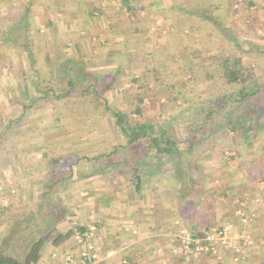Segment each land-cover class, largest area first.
Listing matches in <instances>:
<instances>
[{"label":"rangeland","instance_id":"obj_1","mask_svg":"<svg viewBox=\"0 0 264 264\" xmlns=\"http://www.w3.org/2000/svg\"><path fill=\"white\" fill-rule=\"evenodd\" d=\"M114 1L116 3L114 5L126 10L119 12V16L114 17L115 20L109 21L125 27V35L130 34L132 37L129 44L137 48L139 53L152 56L127 57L122 60H119V57L113 61L97 60V57H105L103 53L100 54L105 52L102 49L104 46L83 45L80 48L83 50L81 54L88 59L86 62H89L84 64V71L90 73L93 78L97 77L95 80H98L99 88L102 85H112L106 97L113 106L132 109L133 103H138L137 95L140 93L144 99L141 105L145 109L141 120H151L164 128L169 135L183 142L184 136L194 135L186 132L193 126H186L185 123L193 120L197 122L198 127L206 125L203 113L208 109H204L203 106H206L204 104L192 106L183 96L177 101H172L174 94L167 91L168 86L166 88L162 86L166 89L162 90L157 84L174 83L182 89H187L184 81H189L191 85L197 82L201 84L202 66L199 61L212 65L219 57L226 56L241 57L242 62L254 70L257 82L264 83V0H168V2L135 0L141 3L139 7L142 8L136 9L137 6L132 4L131 10L121 5L123 0ZM217 6L220 8L216 9ZM138 10L145 11L143 14L140 11L139 14ZM117 11L120 10L115 6L113 12L118 13ZM209 14L217 17L220 25L229 27L236 41L223 36L212 21L201 17ZM150 23L151 26L148 27ZM136 25H143V30L135 37L128 29ZM106 31L102 33L111 41V36H119V33L113 31L109 36L110 30ZM168 32H172L171 35H168ZM98 33L102 34L100 31ZM237 43H240L241 48L236 46ZM108 46L116 52L121 47L118 43ZM33 49L38 55L34 58L11 57L13 49L9 46H0V207H11V212L6 216L0 212V242L3 237L11 234L9 225L14 223L12 217L15 216L26 218L25 223L30 225V229L21 231L24 237L30 232L35 233L39 228L48 233L53 211L65 216L57 226L61 227L59 229L63 232L70 230L68 225L78 227L80 224L76 220L77 216L85 214L87 218V213H84L85 209L76 213L75 200L87 193L89 181L94 182L89 180V176H101L102 171L106 170V177L113 181L121 178L129 181L134 177L135 167L140 170L144 164L152 165L154 161V150H151L145 163L138 162L147 154V143L143 141L127 146L125 136L114 124L111 115L104 112L101 107L94 109L95 105L92 103L90 117L83 115L87 113L84 109L85 102L68 97L62 101L40 99L39 103L28 107L35 96L29 97L26 96V92L20 91L25 82L35 88L36 95L41 96V92L38 91L40 88L36 86L40 78L49 75L52 78L57 77L59 67L67 60L73 59L76 66L82 67L80 60L82 55L77 53L76 48L44 45L35 46ZM25 52L29 54L28 51ZM89 53L94 56H88ZM192 59L195 61L192 65V75H195V79L188 77L189 74L185 75L186 78L180 77L183 72L191 71L189 67ZM101 66L109 68H98ZM37 71L42 72L40 78L36 75ZM173 72L175 75L171 77ZM78 74L83 75L82 71ZM198 76L200 79H196ZM57 81V78L53 80L56 88L61 86ZM65 101L68 103H64ZM244 103V107L256 108L253 134L255 140L251 147H254L256 142L257 145H264V90ZM228 110L229 106L222 112ZM83 123L86 125L82 126ZM214 136L219 139L215 142H197L192 150L206 151L215 147L218 153L216 155L222 153L223 161L219 164L226 165L228 162H237L240 157L245 158L251 149L247 145H242L240 131L235 134L226 126L207 138ZM183 144L181 143V147ZM242 150L243 152L247 150L248 153L246 152L244 156L240 153ZM211 157L207 155L206 159ZM160 161H163V166L176 164L166 155H161ZM181 161L182 167L189 166L184 158ZM54 204H60L62 208L55 210ZM249 213L243 211L239 217V221L246 226L244 231L233 229L232 226L229 230L236 245L232 251L229 253L222 251L219 256L184 253L187 257L184 264H264V229L261 227L264 226V222L254 227L253 219L244 222ZM30 218L32 219L28 221ZM5 219L6 225L1 222ZM180 230L179 235L183 230L191 233L185 227ZM12 233L16 246L20 234L17 230ZM181 237L180 241L184 248V238ZM73 239L76 240L74 236ZM247 239L252 240V243H246ZM62 250L61 247H47L40 264H61L59 260L63 256L60 252Z\"/></svg>","mask_w":264,"mask_h":264},{"label":"crops","instance_id":"obj_2","mask_svg":"<svg viewBox=\"0 0 264 264\" xmlns=\"http://www.w3.org/2000/svg\"><path fill=\"white\" fill-rule=\"evenodd\" d=\"M122 2L121 5L130 10L132 4L137 6L136 9L142 8L139 7L141 3L135 0ZM114 4V0H0V46L11 47L14 51L10 54L11 57L38 56L33 48L44 45L73 47L78 49L76 52L79 55H82L83 50L80 48L83 45L104 46L102 49L105 52L99 53H103L105 57H97V60L143 57L144 54L129 44L132 37L130 34L125 35V27L109 21L115 20L114 17L119 16V12L126 10ZM115 6L120 10L118 13L113 12ZM140 11L143 14L145 10H138L139 14ZM182 13L185 14L184 11ZM119 21L120 19L117 23ZM151 23L147 26L150 27ZM101 30H110L109 36L113 32L119 33V36H111V41ZM128 30L136 37L143 30V25H136ZM98 31L102 33L101 36ZM117 43L121 45L118 52L108 46ZM26 44L32 48L34 55L22 48ZM86 60L88 61L87 57ZM180 77L186 78L185 75ZM200 78L198 76L196 79H200L201 84L189 83L187 89L177 85L175 88L183 92L184 100H188L192 106L204 104V109H209L214 97L210 95L218 94L217 85L212 86L213 83L205 81L202 75ZM27 85L25 82L20 91L26 92V96L38 97L35 88ZM192 87L196 89V93L191 92ZM167 91H170L169 87ZM172 92L174 93V88ZM32 105L36 103L31 101L27 106ZM185 124L197 126V122L193 120ZM186 132L190 134L189 129ZM217 136L209 139L204 137L202 142H215L219 139ZM187 137L190 135L183 137L184 144L181 148H189L184 142ZM257 143L248 150L249 153L246 150L247 156L246 152H242L245 158L240 157L237 162H228L226 165L219 164L223 161L222 153L216 155L215 147L206 151L198 149L200 153L196 149L190 150L189 155L182 156L189 163V166L182 167L183 180V174L178 175L181 170L177 165L163 166V161H160L155 150L152 165L144 164L140 167L143 171L136 167L137 175L141 177L139 181L135 177L129 181L124 178L113 181L106 177V170L102 171L101 176H89V180L94 182L89 181L87 193L75 200L77 208L74 209L76 213L85 209L87 218L85 214L78 215L76 220L80 224L78 227H84V231L89 233L88 237L85 244L75 237L76 240L71 238L66 241L61 247L63 256L59 261L61 264H184L187 257L180 237H184L185 230L179 235L182 227L188 228L194 236L224 223H231L233 229L244 231L246 226L239 221L243 211L250 212L244 222L253 219V227L261 224L264 222V145ZM197 154L201 156L198 157ZM207 155H211V159H206ZM167 158L171 159L169 155ZM68 226L74 231L80 230L77 226ZM261 227L264 229V226ZM86 243L94 246L95 258L84 256Z\"/></svg>","mask_w":264,"mask_h":264},{"label":"trees","instance_id":"obj_3","mask_svg":"<svg viewBox=\"0 0 264 264\" xmlns=\"http://www.w3.org/2000/svg\"><path fill=\"white\" fill-rule=\"evenodd\" d=\"M126 2H128V0H126ZM218 8H220V6L216 7V9ZM201 17H206L208 20L212 21L217 27V31H219L223 36H227L228 38H232L236 41V38L232 35L231 29L220 25L221 22L216 19L217 17L210 14L208 16ZM239 44L240 43H237L236 46L241 48ZM22 48L29 50L31 55L35 54L32 49L30 50V47H28L27 44L23 45ZM81 58L82 67L76 66V64H74V60H67L65 61V64L59 67L57 77L54 76L52 78L50 75L48 77L43 75L44 77L40 78V73L42 72L37 71L36 75L40 78V80L36 86L40 88L38 91L41 92L42 95L33 98L32 102L37 103L40 99L46 100L47 98L55 99L56 101H62V99L66 97L79 99L80 102H85L84 109L87 110V113H83V115L86 117L87 115L89 117L91 116V114H89L91 113L89 112L91 111V103L95 105L94 109L101 107L104 112L111 115L114 124L125 136L127 146H132L140 142L143 143V141L147 143V154L138 162L145 163L149 152L151 150H155L156 154L160 157L161 155H169V157L175 161V166L177 165L179 170H181L178 172V175L181 176L184 173L181 166L182 156L185 154L189 155L193 146H195L197 142H202L204 136L209 137L214 132L226 126L229 131L235 134L239 131L241 132L243 146L247 145V147L250 148L255 140L253 134L255 132L254 115L256 108L255 106L244 107V102L251 97L258 96L264 90V83L259 84L257 82L254 70L249 67V65H245L242 62L241 57H219V59L217 61L215 60L212 65H206L202 60L199 61L202 66L201 74L204 76L205 81L217 85L218 95H215V97L211 99L210 108L203 113V119L206 120V125L201 127L193 125V127L189 130L190 134L194 135L191 138L187 137L186 140H184V142L189 145L188 149L181 148V143L183 142L177 140L174 136L169 135L161 126H157L151 120H141L145 113V109L141 105L144 99L140 93L137 95L138 103H133L134 105H132V109H122L120 106H113L110 104L106 97V93L110 90L112 85H102L101 88H99L98 80H95L97 77H91V75H89L90 73L84 71L83 69L84 64H89V62H86V57L83 55ZM193 59L189 67L191 70L189 71L190 73L187 71L183 72L182 75L190 74L191 78L195 79V75H192V65L195 64ZM160 70L161 68L159 71ZM79 71H82L83 75H79ZM173 75H175V73H173L171 77H173ZM56 78L58 80L57 84L61 85L57 88L53 84V80ZM134 80L136 79L134 78ZM185 82V85L188 88L190 82ZM157 85L160 88H162V86L165 88L168 86L171 90L169 93H171L174 88V93L172 92V94H174L172 101H177L180 96H183V92L181 90H177L174 83H170L168 85ZM190 90L191 92L196 93V89L194 87ZM64 103H68V101H65ZM227 106H229L230 110L222 112ZM241 108H243V110H241ZM83 125H86V123H83L82 126ZM237 151L239 152V149H237ZM243 151L244 150L240 151V153ZM71 166L72 165H70V168ZM133 175L138 181L141 179V177L137 175L136 167ZM181 179H184V174L181 176ZM54 207L56 208L55 210L62 208L60 204H54ZM0 212L6 216L11 212V207H0ZM51 214L52 219L50 220L51 223L49 224L48 233H44L41 228L37 227V229H39L36 230L35 233L30 232L27 237H24V235L21 234V231L30 229L29 223H25L26 218L21 216L12 217L14 219V223L9 225L11 234L3 237L0 242V264H40V260L47 247H62L66 241L73 238L74 229H70L68 232H63L57 227L58 224L65 219L64 214L59 215L56 211H53ZM31 219L32 218L28 221ZM1 222L6 225L7 220L5 219ZM78 228L84 231V227ZM208 229L209 228L205 229V231ZM16 230L20 235L17 239L19 242L16 246H14L15 238L12 231ZM203 233L204 232H201L197 234V236H201Z\"/></svg>","mask_w":264,"mask_h":264},{"label":"built area","instance_id":"obj_4","mask_svg":"<svg viewBox=\"0 0 264 264\" xmlns=\"http://www.w3.org/2000/svg\"><path fill=\"white\" fill-rule=\"evenodd\" d=\"M231 225H219L215 227H210L208 230L204 231L201 236H194L185 230L184 232V250L186 253H205L220 255L222 251L224 253H229L236 247L234 243V237L231 236L229 230ZM87 231H80L75 229L74 237L85 244L88 237ZM252 243V240H246V243ZM94 246L91 243H86V250L84 251V256L90 259L95 258V253L93 252Z\"/></svg>","mask_w":264,"mask_h":264}]
</instances>
